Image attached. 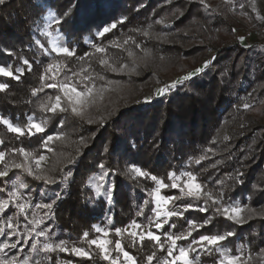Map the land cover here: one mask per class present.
Instances as JSON below:
<instances>
[{
    "label": "trees",
    "instance_id": "trees-1",
    "mask_svg": "<svg viewBox=\"0 0 264 264\" xmlns=\"http://www.w3.org/2000/svg\"><path fill=\"white\" fill-rule=\"evenodd\" d=\"M47 1L72 53L51 50L45 37L44 47L35 41L34 25L45 13L39 0H0V63L12 70L0 74V116L23 127L30 115L48 120L45 130L24 134L0 120V264H14L24 243L30 264H111L92 242L96 224L109 228L112 247L120 243L136 264L167 256L169 234L177 238L173 253L190 245L191 259L202 244L197 239L223 235L199 253L200 264H218L217 246L236 253L238 242L248 264H264V43L216 40L219 28L233 33L235 25L227 7L209 0ZM111 21L114 28L95 34ZM206 49L214 58L205 70L145 100L149 89L165 84L164 71L184 69V59L194 55L192 70L200 68ZM133 57L148 62L128 75L122 68ZM92 82L122 89L80 112L66 99L51 110L61 85ZM55 133L62 137L46 151L45 139ZM46 152L44 169L35 172L33 159ZM184 167L200 194L174 186L171 174ZM156 180L166 184L168 209L177 212L161 230L154 226ZM237 199L245 205L243 222L221 212ZM130 223L139 224L136 233ZM33 226L46 229L50 249L35 243ZM147 226L158 241L139 237ZM74 245L89 256L73 253Z\"/></svg>",
    "mask_w": 264,
    "mask_h": 264
},
{
    "label": "rangeland",
    "instance_id": "rangeland-1",
    "mask_svg": "<svg viewBox=\"0 0 264 264\" xmlns=\"http://www.w3.org/2000/svg\"><path fill=\"white\" fill-rule=\"evenodd\" d=\"M238 1H242L238 4ZM41 4L45 6V13L42 14L40 19L34 25V39L41 46L44 47L40 40L41 37H45L48 42V46L51 50L55 52H66L72 53L73 50L68 46V38L65 33L60 30L57 23L60 21V16L55 8H53L49 1L39 0ZM209 2L216 8L220 9L222 7H227V9L232 13V20L235 25L234 32H228L224 28H219L215 33V39L228 45L235 42H240L243 44L251 43L254 39L260 40L261 44L264 43V0H209ZM248 11V12H247ZM123 18V17H122ZM121 18V19H122ZM161 21V19H157ZM116 26L115 21L105 23L100 29L95 31L97 36H102L104 33L110 31ZM151 25L148 24L143 27V33L149 35ZM86 42L89 44L94 43L93 37L87 35L85 38ZM46 50V49H45ZM47 51V50H46ZM48 52V51H47ZM205 57L203 65L192 70L191 61L194 55H191L187 59H184V69L176 72L173 69L164 71L161 75L165 80V84H156L153 88L149 89L145 100L149 103L156 101L159 97L165 96L170 93L175 87L181 84L184 80L194 76L198 72L205 70L213 61L214 55L209 50H204ZM148 62L145 59H139L133 57L128 61L122 68V72L128 75L137 73L143 64ZM19 73L22 72V67L18 69ZM0 74L12 75V70L10 65H4L0 63ZM0 87L3 88L4 85L0 83ZM122 89L121 85L108 84L102 88H97L92 82L87 88H78L72 84L61 85V94L57 95L53 101L51 110L55 111L57 109H62L63 99L69 102V106L72 107L74 111L80 112L85 107L90 106L95 100H102L106 96L113 92ZM260 112V110H259ZM261 120L264 122V111L259 113ZM0 120L4 122L11 130L17 132L18 134H24L26 132H36L45 130L48 120L46 118H37L33 115L28 116V123L26 127H23L17 123H14L10 118H2ZM62 137L61 133H55L46 137L45 141L47 145L45 150H51L50 143L53 139ZM48 159V153H44L40 158L33 159L32 169L35 172H39L45 167V163ZM105 162V161H104ZM132 169L137 175H143L141 169L138 166L132 165ZM174 186L183 185L188 191L192 193L200 194L202 192L201 185L197 181L195 175H193L187 167L181 169L179 173L171 174ZM166 187V184L161 180H156V185L154 187V226L158 229H163L168 223L169 218L176 210L170 211L168 209L169 202L172 197H166L162 190ZM244 209L245 205L241 200H234L227 203L221 207V212L224 216L232 219L234 221L243 222L244 219ZM177 213V212H176ZM138 223H130L128 229L136 233ZM95 230L98 232V236L92 240V242L97 245L102 255L111 264H136L134 257L128 252L124 251L120 243H117L114 249L111 245V239L109 236V228L105 225L96 224ZM46 229L40 226H33L31 234H33V239L36 244H39L43 249H50L52 243L45 238ZM152 237L155 240H159L160 236L152 232L149 227H145L141 237ZM30 237V236H29ZM171 250L162 259L157 261L150 260L149 264H200L198 255L204 249L210 250L214 244L219 243L224 236L214 235V236H202L197 239L201 244L198 249V254L195 259H191L189 256L190 245L180 246L177 249V253H173L176 246V237H172ZM26 243H24L18 252L11 257L14 264H30L29 252L24 250ZM217 250L220 252L221 256L218 259V264H248L250 257L246 252V247L238 242L237 252H232L228 247L222 245L217 246ZM71 251L77 255L89 256V253L85 248L80 246H72Z\"/></svg>",
    "mask_w": 264,
    "mask_h": 264
}]
</instances>
